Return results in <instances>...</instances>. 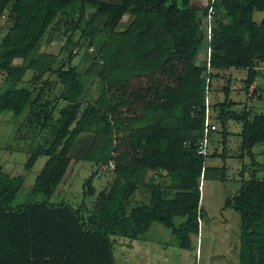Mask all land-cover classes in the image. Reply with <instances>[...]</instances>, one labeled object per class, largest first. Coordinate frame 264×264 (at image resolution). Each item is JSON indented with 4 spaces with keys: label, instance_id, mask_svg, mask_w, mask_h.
<instances>
[{
    "label": "trees",
    "instance_id": "1",
    "mask_svg": "<svg viewBox=\"0 0 264 264\" xmlns=\"http://www.w3.org/2000/svg\"><path fill=\"white\" fill-rule=\"evenodd\" d=\"M209 4L0 0V20L7 25L0 40V115L7 110L20 115L28 107L25 130L19 134H45L44 143L29 152L47 156L30 191L42 199L16 209L9 204L23 177L6 181L0 166V264H116L115 237L138 239L153 222L168 226L180 247L191 248L190 237L200 230L203 211L201 179L227 178L225 165H204L206 156L195 149L203 134L206 97L218 78L214 71L239 68L251 77L264 68V17L258 23L252 17L255 11L264 12V0H214L207 82L206 63L194 59L204 45L202 21ZM126 14L131 19L120 30ZM59 20H64L65 36L79 31L82 40L74 44L67 37L60 51L68 55L55 68L58 54L41 51V45ZM85 43L93 51L84 55L81 71L70 63ZM28 71L30 84H42L38 90L24 86ZM53 74L60 89L45 100L51 86L42 79ZM95 80L97 89L88 97L85 81ZM227 92L226 87L225 96ZM60 101L64 104L58 107ZM233 105L227 98L210 105L222 132L218 155L223 158L229 121L241 125V153L251 154L250 147L264 141V113L239 112ZM214 110L218 114L213 119ZM71 160L109 166L114 175L95 194L86 214L81 207L48 200ZM86 186V194L94 195L91 177ZM138 188L146 202L132 205ZM223 202L222 208L239 214L237 264H264V177L252 173L242 178ZM177 216L184 220L176 223Z\"/></svg>",
    "mask_w": 264,
    "mask_h": 264
},
{
    "label": "rangeland",
    "instance_id": "2",
    "mask_svg": "<svg viewBox=\"0 0 264 264\" xmlns=\"http://www.w3.org/2000/svg\"><path fill=\"white\" fill-rule=\"evenodd\" d=\"M198 6L205 7L207 0H191ZM255 23L260 22L264 17V12H253ZM130 15L126 14L118 25L122 30L130 21ZM5 19L0 20V40L5 35L7 25ZM63 21L59 20L53 24V29L45 36L42 41L41 51L54 53L57 55L55 68L61 61H65L68 51H60L61 47L66 45L67 37L71 36L74 44L82 40L79 31L65 36L63 31ZM76 51V50H75ZM93 48L88 47V43L75 52L70 65L75 66L78 70H83L82 59L85 54L92 53ZM60 53V54H59ZM74 53V51H73ZM204 48L201 47L194 59L196 64L203 60ZM14 63H21L16 60ZM218 78L212 80L211 91L207 94L208 101L216 104L224 101L226 98L234 101L233 109L241 112L247 108L252 114L264 113V68H258L252 76L249 77L247 70L229 69L214 71ZM32 73L27 72L24 79V86L30 89L36 88L42 84H30ZM51 86L49 92L45 91L44 99H52L57 96L60 84L55 74L45 76ZM247 85L245 81H247ZM86 94L92 96L98 85V80L93 82L85 81ZM34 86V87H33ZM227 87V95L223 93ZM248 91H245L246 88ZM35 90V89H34ZM33 93L35 94V91ZM64 104L58 102V107ZM29 114V108L23 110L20 115H14L7 110L0 115V166L2 171L6 172V181L12 182L15 178L22 176L23 184L19 192L11 200L9 207L11 209L26 201L41 200L42 195H30L34 180L43 166L46 155H34L29 152V148L35 145H42L46 138L43 133L38 134L33 131L32 135L20 136L25 128L22 126L26 115ZM218 110H214V116ZM57 116L55 112L54 117ZM217 131L212 134V140L209 145L208 155L204 161L206 166L227 167V178L225 181L215 179L202 180L200 203L203 204V211L200 218V230L196 235H192L191 248H182L178 245L177 239L170 232L168 226L159 222H153L138 239H126L115 237L113 243V257L116 264H237L239 251L240 230L239 214L230 208H222L223 200L226 196H232L237 188L240 187L242 178H249L252 173L260 178L264 177V141L256 143L250 147L251 154L248 151L241 153L239 129L240 124L236 121H229L226 127L227 142L226 156L223 158L220 154L223 149L222 132L220 124L215 121ZM42 136V137H41ZM165 141L162 142V148ZM216 154V155H215ZM255 169V170H254ZM67 173L63 177L56 191L48 198L52 203L63 201L73 208H82L84 214L90 209L95 194L106 188L108 182L113 179L114 175L109 166H98L96 163L88 161L71 160L66 169ZM152 175V172L149 173ZM91 177V182L95 186L94 195L86 194L84 183ZM149 178V176H148ZM167 178V177H166ZM203 179V178H202ZM142 189H137L131 197L130 204L146 202ZM184 220L183 217L177 216L176 223Z\"/></svg>",
    "mask_w": 264,
    "mask_h": 264
},
{
    "label": "built area",
    "instance_id": "3",
    "mask_svg": "<svg viewBox=\"0 0 264 264\" xmlns=\"http://www.w3.org/2000/svg\"><path fill=\"white\" fill-rule=\"evenodd\" d=\"M209 1H210V4H209L208 10H207V15L205 16V20L202 21L204 33H205V39H204V45H203V47H204L203 62L206 63V65L208 67L207 70L205 72H203V76H204V78H206L207 82H209V79L207 78V74H208V72H210L208 59H209V56L211 54V48L209 46V42H210L211 36H212L210 26H211L212 22H214V20H215V17L213 16L214 15V8H213L214 0H207V4H206L207 6H208ZM211 115H212V113H211L210 103H209L208 98H207L206 106H205V120H204L203 129H202L203 134H202V137L198 141H196V143H195L196 151L203 154L206 157L208 155L209 145H210V142L212 140L211 136L216 131V127H217L215 122L212 120ZM201 185H202V179H201Z\"/></svg>",
    "mask_w": 264,
    "mask_h": 264
},
{
    "label": "crops",
    "instance_id": "4",
    "mask_svg": "<svg viewBox=\"0 0 264 264\" xmlns=\"http://www.w3.org/2000/svg\"><path fill=\"white\" fill-rule=\"evenodd\" d=\"M66 173H67V172H66ZM111 181H112V179H111ZM111 181H110V182H111ZM110 182H108V184H109ZM202 206H203V204H202ZM199 228H200V227H199Z\"/></svg>",
    "mask_w": 264,
    "mask_h": 264
}]
</instances>
